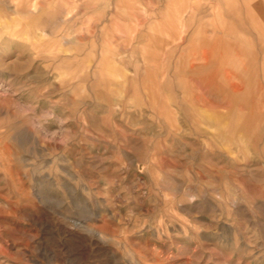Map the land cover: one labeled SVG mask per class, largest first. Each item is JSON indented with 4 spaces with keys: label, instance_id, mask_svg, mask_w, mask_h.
<instances>
[{
    "label": "rangeland",
    "instance_id": "obj_1",
    "mask_svg": "<svg viewBox=\"0 0 264 264\" xmlns=\"http://www.w3.org/2000/svg\"><path fill=\"white\" fill-rule=\"evenodd\" d=\"M180 5L228 63L251 61L253 112L232 101L221 122L174 93L166 125L119 88L118 70L139 92L173 62ZM241 5L0 0V264H264V18Z\"/></svg>",
    "mask_w": 264,
    "mask_h": 264
},
{
    "label": "crops",
    "instance_id": "obj_2",
    "mask_svg": "<svg viewBox=\"0 0 264 264\" xmlns=\"http://www.w3.org/2000/svg\"><path fill=\"white\" fill-rule=\"evenodd\" d=\"M220 2H242V5L237 8L241 14L242 11L249 10L246 5V7L243 5V2H259V0H220ZM228 5L225 3L223 7ZM183 7L184 5L177 8L171 6L172 10L169 11L171 24L169 21L165 22L167 26L174 27V23H176L183 28L175 36L176 43L171 49L173 52H177V55L171 58L173 62L165 69L162 68L161 71L152 65L145 69L143 72L144 77L141 80V91L139 92L137 88L134 89L135 86H132L130 79L118 70L116 75L123 79V83L118 84L119 88H121L124 95L139 96L140 94L142 98L138 101L143 102L150 109L149 112L152 116L161 117L165 124L167 122L166 125L169 124L167 120L174 114L168 103V97H172L174 93H176V96L173 100H176L174 105L177 109H180L179 105L183 101L192 111L202 110L208 112L210 118L221 122L230 118L232 101L241 102L243 107L245 106L248 111L253 112L256 108L253 104L256 106L260 104L259 101H256V98L261 87L259 89L260 84L258 85L257 82V73L252 66L250 67L251 61L247 60L246 62L240 59L237 62L238 66H236V62L232 65L230 60V63H228L226 55L221 50L222 43L220 40L201 41V39H198L201 30H199L200 27L193 16L187 18L188 21L186 22L179 17ZM183 11L185 12V10ZM249 13L252 20L264 18V12L257 5L252 6ZM218 21L222 32H231L232 26H225L224 16H218ZM215 30H218L216 26H212V31ZM118 31L121 33V29H118ZM158 38L156 34L150 36L151 42L154 43L159 42ZM130 54L132 55V52ZM141 54L151 55L149 52H141ZM235 54L237 57L240 56L238 55L239 52ZM101 58L100 64L114 71L109 57L102 56ZM163 60H166L165 56H163ZM207 94L216 95L219 98L217 102H220L208 100ZM177 96L178 98L181 97L182 100L177 99ZM261 107H264V105H261ZM238 109H241V106Z\"/></svg>",
    "mask_w": 264,
    "mask_h": 264
},
{
    "label": "bare ground",
    "instance_id": "obj_3",
    "mask_svg": "<svg viewBox=\"0 0 264 264\" xmlns=\"http://www.w3.org/2000/svg\"><path fill=\"white\" fill-rule=\"evenodd\" d=\"M35 7V6H34ZM117 74V73H116ZM122 76V75H121ZM160 88V87H159ZM145 92V91H144ZM200 93V92H199ZM198 94V93H197ZM201 98V97H200ZM160 99V98H159ZM220 102V101H219ZM160 104V103H159ZM155 106V105H154ZM155 110V109H154ZM165 115V114H164ZM166 116V115H165ZM157 118H161V117H158L157 116ZM162 119V118H161ZM163 120V119H162ZM166 122V121H165ZM166 124H167V122H166ZM149 174V173H148ZM105 217V216H104Z\"/></svg>",
    "mask_w": 264,
    "mask_h": 264
}]
</instances>
